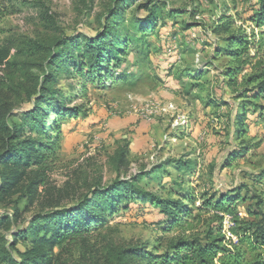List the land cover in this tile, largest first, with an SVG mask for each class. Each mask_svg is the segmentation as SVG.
<instances>
[{"label": "rangeland", "instance_id": "rangeland-1", "mask_svg": "<svg viewBox=\"0 0 264 264\" xmlns=\"http://www.w3.org/2000/svg\"><path fill=\"white\" fill-rule=\"evenodd\" d=\"M43 1L53 22L30 5L0 23V172L16 169L3 159L22 142L33 141L38 153L0 196V264L7 249L19 259L9 244L35 219L75 211L96 190L137 176L138 188L157 197L163 189L179 193L177 181L194 197L240 191L246 200L237 209L248 218L256 197L264 200V101L246 96L264 69V26L255 19L262 0H156L153 14L138 9H151L150 0ZM113 12L114 34L148 17L152 30L136 42L123 33L120 61L102 73H78L88 39L102 35ZM218 25L248 42L240 63L220 52L231 35L214 33ZM41 155L46 171L37 165ZM117 201L116 209L97 210L100 229L55 248L57 264H116L126 249L143 252L130 264H148L144 256L161 255L158 244L178 234L161 231L159 210L143 197ZM231 226L226 216L225 231ZM32 237L17 248L33 250Z\"/></svg>", "mask_w": 264, "mask_h": 264}, {"label": "trees", "instance_id": "trees-1", "mask_svg": "<svg viewBox=\"0 0 264 264\" xmlns=\"http://www.w3.org/2000/svg\"><path fill=\"white\" fill-rule=\"evenodd\" d=\"M114 1L118 3L121 0ZM149 4H152L151 9L148 8L147 4L139 5L138 9L150 11L153 14L156 0H150ZM30 5H37L40 8L43 21L53 22L54 16L43 0L35 2L31 0H0V23L6 17ZM116 19V13H111L108 19L110 24L105 26L102 35L88 39L78 73L82 74L85 68H89L90 74L95 76V74L105 71V65L109 67L114 57L119 62L118 56L121 55L124 46L123 39L121 40L123 33H127L131 41L136 42L137 34L145 37L146 33L152 30L153 17H148L146 20L137 19L138 21L135 20L132 23V28L127 31L123 30L121 33L117 31L114 34L118 28L115 23ZM255 19L259 25L264 26V0L261 1L260 10ZM227 27V25H223L220 28L218 25L214 31V33L231 35L226 40V47L220 52L231 55L234 60L240 63L242 57L247 55L250 47L244 38L235 37ZM64 41H62L61 46L67 44ZM86 56H90L89 62H85ZM67 61L69 64L71 58H68ZM70 66L69 64L66 67ZM77 70L79 69L76 67ZM227 76L230 78L231 84L234 85L233 72H229ZM124 79H127V76L122 75L121 80ZM253 80L259 82L256 90L253 93H247L246 96L256 102L264 101V69ZM246 107L254 106L248 104ZM45 132L43 131V134ZM33 143L31 140L22 142L21 144L27 145L12 151V157L9 159H3L16 169L9 174L0 172V196L7 194L16 182L17 174L15 171L33 164L32 159L38 154L36 149L32 147ZM43 150L51 154L52 157L55 154L50 147L43 148ZM244 150H248V147ZM51 156L49 157L51 158ZM43 159L46 157L41 155L37 165L42 166V169L46 171L48 168L43 166ZM22 162H27V166H21ZM141 180L142 177L137 176L132 181L116 183L109 189H98L92 196L84 197L79 208L75 211H58L40 217L42 221L35 219L28 229L15 235L12 243L9 244L13 251L17 250L19 259L12 256L7 249V255L3 259L4 263L57 264L58 257H55V248L63 250L66 243L73 246L78 243V240L84 239L87 234L100 229L103 224L97 222V210L102 209L104 211L106 205L109 204H111L112 209H116L117 200L121 198L129 200L131 194H134L143 197L145 202H151V206L159 210L162 219L158 222V226L164 234L178 230L176 236L168 239L164 244H158L156 252H160L161 255L148 254L144 256V258L148 256V264H264V200L261 197H256L258 202L248 209V219L242 218L237 209V204L246 200L245 197H241L240 191L205 192L198 193L194 197L190 190L184 189L185 184L179 180L180 182H176V186L180 188L179 193L172 189H163V195L157 197L138 188ZM165 194H167L166 198H164ZM226 216L232 222V226L227 231L224 229ZM37 231L45 234L51 233V236L37 237ZM34 235L36 238L32 237L33 250L26 249L22 252L17 248L20 241L28 242L30 236ZM140 254L143 252L136 249L123 250L118 253L116 264H130L132 258L142 257Z\"/></svg>", "mask_w": 264, "mask_h": 264}]
</instances>
